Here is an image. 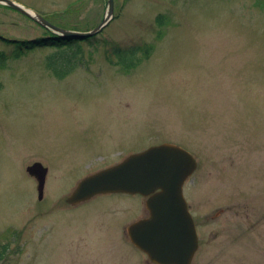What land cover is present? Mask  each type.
<instances>
[{"label": "rangeland", "instance_id": "1", "mask_svg": "<svg viewBox=\"0 0 264 264\" xmlns=\"http://www.w3.org/2000/svg\"><path fill=\"white\" fill-rule=\"evenodd\" d=\"M13 1L80 31L108 8ZM135 46L125 67L114 49ZM0 57V264H146L127 233L149 215L145 196L67 198L163 142L198 163L183 186L192 264H264V0H114L85 38L0 3ZM35 162L48 168L41 199Z\"/></svg>", "mask_w": 264, "mask_h": 264}, {"label": "water", "instance_id": "2", "mask_svg": "<svg viewBox=\"0 0 264 264\" xmlns=\"http://www.w3.org/2000/svg\"><path fill=\"white\" fill-rule=\"evenodd\" d=\"M0 3L16 8L57 34L76 38L101 32L114 12V0H108L102 22L94 29L80 31L56 26L38 12L13 0H0ZM197 165L189 150L163 142L83 177L67 200L76 204L98 194L113 192L145 196L149 215L128 225L132 242L158 264H191L199 248V238L183 186ZM27 171L38 180L41 199L48 168L35 162L27 167Z\"/></svg>", "mask_w": 264, "mask_h": 264}, {"label": "trees", "instance_id": "3", "mask_svg": "<svg viewBox=\"0 0 264 264\" xmlns=\"http://www.w3.org/2000/svg\"><path fill=\"white\" fill-rule=\"evenodd\" d=\"M161 17L159 16L158 19H160ZM137 46L132 47L130 49H121L119 47H116L114 49L115 54L118 56L119 61L121 62V64H123L125 67H131L135 64V56L137 54ZM3 57H0V59H2ZM5 253V251H4ZM0 258H2L0 256Z\"/></svg>", "mask_w": 264, "mask_h": 264}, {"label": "flooded vegetation", "instance_id": "4", "mask_svg": "<svg viewBox=\"0 0 264 264\" xmlns=\"http://www.w3.org/2000/svg\"><path fill=\"white\" fill-rule=\"evenodd\" d=\"M136 153V152H135ZM131 154H133V153H131ZM129 156V155H128ZM127 157V156H126ZM124 159V158H123ZM122 159V160H123ZM118 163V162H117ZM116 164V163H115ZM112 165H114V164H112ZM111 166V165H110ZM109 167V166H108ZM103 169V168H102ZM101 170V169H100ZM78 184V183H77ZM108 194H115V193H108ZM107 193L106 194H98V196L99 195H108ZM126 194H128V193H126ZM88 200H90V199H88ZM88 200H84V201H81V202H79V203H76V204H74V205H77V204H81V203H84L85 201H88ZM190 208V207H189ZM197 228V227H196ZM128 233V232H127ZM128 238L130 239V242H131V244H132V247H134L136 250H137V252L138 253H140L141 255L143 254V255H146V260L147 261H145V263L147 264V263H149V264H152V259L148 256V254L144 251V250H142L141 248H139L138 246H136L133 242H132V240H131V238H130V236L128 235Z\"/></svg>", "mask_w": 264, "mask_h": 264}, {"label": "bare ground", "instance_id": "5", "mask_svg": "<svg viewBox=\"0 0 264 264\" xmlns=\"http://www.w3.org/2000/svg\"><path fill=\"white\" fill-rule=\"evenodd\" d=\"M113 193L116 194V193H120V192H113ZM104 194H106V193H104ZM107 194H108V193H107ZM108 195H109V194H108ZM95 196H98V195H95ZM95 196H93V197H95ZM93 197H92V198H93ZM127 232H128V227H127ZM128 235H129V233H128ZM196 252H197V251H196ZM195 255H196V253H195ZM193 258H194V257H193ZM191 264H192V263H191Z\"/></svg>", "mask_w": 264, "mask_h": 264}]
</instances>
